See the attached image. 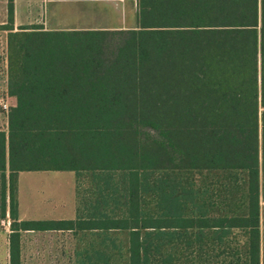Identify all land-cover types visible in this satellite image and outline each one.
Returning a JSON list of instances; mask_svg holds the SVG:
<instances>
[{"label": "trees", "instance_id": "obj_1", "mask_svg": "<svg viewBox=\"0 0 264 264\" xmlns=\"http://www.w3.org/2000/svg\"><path fill=\"white\" fill-rule=\"evenodd\" d=\"M8 1L10 264L51 229L77 264H264V0H138L134 29L59 31H15ZM39 171L75 172L76 220L19 222Z\"/></svg>", "mask_w": 264, "mask_h": 264}, {"label": "rangeland", "instance_id": "obj_2", "mask_svg": "<svg viewBox=\"0 0 264 264\" xmlns=\"http://www.w3.org/2000/svg\"><path fill=\"white\" fill-rule=\"evenodd\" d=\"M111 7L103 1L92 0H67L57 4L59 11V20L61 26L66 28H116L123 25L134 26L137 23V13L128 11L120 13L115 11L118 7L117 2L122 0H109ZM125 2L129 0H124ZM131 1V0H130ZM134 9L137 11L138 0L131 1ZM116 4V5H115ZM122 13V14H121ZM126 22V23H125ZM44 29L45 26H41ZM127 30V29H125ZM2 37L0 36V39ZM4 40V38H2ZM5 41V40H4ZM111 41L112 47L118 43L116 38ZM94 44H84L79 55L89 56L96 59L102 57L103 51L99 48L97 42ZM5 47V44H4ZM1 50V48H0ZM116 52V56H125L126 51L123 48ZM2 58V59H1ZM7 59L0 57V99L7 98L6 79ZM10 104L16 105L12 100ZM1 108V106H0ZM0 109V128L6 127L7 115H4ZM77 176L75 172L68 171H39L21 173L19 179L20 201L24 213L36 216L40 219L63 218L67 219L74 215L77 206ZM87 187L83 183L81 190ZM264 205V204H263ZM7 222L0 223L1 228H5ZM77 241L78 237L74 232L61 233L58 240L61 264H77ZM2 244L0 241V264L3 258L1 253ZM34 254L33 252H31ZM37 260V258H35ZM29 264H32L29 262Z\"/></svg>", "mask_w": 264, "mask_h": 264}, {"label": "crops", "instance_id": "obj_3", "mask_svg": "<svg viewBox=\"0 0 264 264\" xmlns=\"http://www.w3.org/2000/svg\"><path fill=\"white\" fill-rule=\"evenodd\" d=\"M67 0H14V23L13 27L15 31L20 30L22 27L26 26H45V30L48 31H59V30H125V29H134L137 27V23L134 26H127L123 23L120 27H110V28H98V29H91V28H66L61 26V22L59 20V11L57 4L60 2H65ZM77 1V0H75ZM97 1V0H92ZM106 3L104 7H111V2L109 0H99ZM132 1V0H131ZM131 1L125 2L122 0L121 2H117V8L115 11L120 13H126L128 11H134L137 13L136 10H133L134 7ZM8 0H0V36L4 38V40L0 39V57L5 56L8 60V49H7V38L9 31L1 29L2 26L8 24ZM115 4V5H116ZM122 14V13H121ZM126 23V22H125ZM5 44V47H4ZM2 59V58H1ZM8 67V64H7ZM6 79V92L7 98L0 99V106L1 111L4 115H7V122L6 127L0 128V131L7 132L8 131V113L9 110L14 107L15 105L10 104V101H16V99L10 96L8 92V70L5 75ZM3 105H7L8 109H4ZM20 172L18 174L17 179V202H18V216L19 222L24 221H49V222H57L63 220H76L77 219V206L74 212V215L70 218L63 219V218H52V219H40L36 216H31L23 212L21 207L20 201V188H19V179L21 176ZM6 179L3 177V172L0 171V214L1 209L6 206V214L5 217L0 216V223L7 222V226L5 228L0 227V241L2 244L1 253L3 255L1 264H10V244H9V237L11 234V224L12 220L10 218V195H9V178H10V171L7 169ZM4 186H6L7 194L4 200L3 197V190ZM264 204V203H263ZM64 232H72V231H63L57 229L51 230H44V231H35V230H25L21 231V262L22 264H61L60 253H59V238L61 233ZM77 248H78V241H77ZM33 252L34 254H32ZM37 258V260L35 259Z\"/></svg>", "mask_w": 264, "mask_h": 264}, {"label": "built area", "instance_id": "obj_4", "mask_svg": "<svg viewBox=\"0 0 264 264\" xmlns=\"http://www.w3.org/2000/svg\"><path fill=\"white\" fill-rule=\"evenodd\" d=\"M3 108L6 110V109H8V106L7 105H3Z\"/></svg>", "mask_w": 264, "mask_h": 264}]
</instances>
